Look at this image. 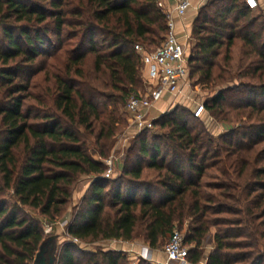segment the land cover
<instances>
[{
    "label": "trees",
    "instance_id": "1",
    "mask_svg": "<svg viewBox=\"0 0 264 264\" xmlns=\"http://www.w3.org/2000/svg\"><path fill=\"white\" fill-rule=\"evenodd\" d=\"M47 2L51 10L43 5ZM68 4H75L69 10L71 19L64 16ZM49 16L56 22L57 37L65 33L69 40L78 39L51 64L56 69L51 74L55 110L46 107L44 122L29 123L23 100L15 94L24 90L22 81H29L27 69L41 51L36 43L44 42L38 32L42 26L51 29L45 23ZM0 29V93L3 86L10 89L9 100L0 106V264L35 263L50 236H44L39 220L21 214L23 209L56 221L71 203L81 175L95 177L67 227L75 241H132L142 236L151 249H159L175 227L183 230L177 223L190 219L183 233L193 261L203 260L200 248L215 227V247L205 264H264V210L253 212L264 205V167L251 173L247 169L252 147L264 141L263 13L254 15L246 0H211L199 9L191 35V79L205 87L239 80L218 90L204 103L206 110L225 120L235 110L233 118L247 122L214 138L202 124L189 125V117L202 119L193 112H166L154 127L167 131L152 141L149 130L141 133L138 150L130 149L122 174L114 179L102 177L105 166L88 153L81 135L95 134L98 142L115 134L120 118L107 101H125L126 106L139 92L144 65L135 46L154 50L168 31L159 0H0ZM17 31L29 47L22 46ZM237 40L241 52L234 61L231 49ZM65 44L62 41L58 50ZM87 54L93 56L90 73L83 68ZM109 89L121 93L119 98L107 93ZM99 99L104 100L101 105ZM132 155L135 164L129 166ZM255 156L259 161V153ZM145 168L153 172L149 180L143 179ZM7 193L11 203L4 197ZM222 200L244 204L242 211ZM75 244H65L57 256L53 240L46 256L54 255L56 264L127 263L126 255L116 250L83 253L87 259L82 261L74 253Z\"/></svg>",
    "mask_w": 264,
    "mask_h": 264
},
{
    "label": "rangeland",
    "instance_id": "2",
    "mask_svg": "<svg viewBox=\"0 0 264 264\" xmlns=\"http://www.w3.org/2000/svg\"><path fill=\"white\" fill-rule=\"evenodd\" d=\"M76 2L77 0H69ZM211 0H205V4H209ZM259 2V8L253 9L254 15H260L263 13L264 15V0H257ZM247 3V2H246ZM76 4V3H75ZM75 4H68L67 6H64V12L65 10L68 11L67 15L65 16V19H71V15L69 14V10L74 7ZM44 6H46L49 10H51V6L47 3H43ZM203 5V6H204ZM248 5V4H247ZM159 6L162 7L161 0H159ZM163 9V7H162ZM165 11V10H164ZM166 12V11H165ZM167 13V12H166ZM168 19V18H167ZM45 23H49L48 26H51V29L46 31V26H42L40 28L41 30L38 32L40 36L44 37V42L42 44L36 43L37 47L41 50L40 54L36 57L35 61L29 66L30 70H28L29 73V81H22L21 85H23L24 90L22 92H18L15 95H19L23 100V111L28 115L29 123H42L43 115L46 107H50L51 111L55 110L53 105V96L51 93V89L54 87V79L52 78V73L56 70L51 67V64L55 62V57H59L63 51L67 48L71 47V43L74 44L75 40H77V37L69 38L65 33L61 35V37H57L53 31H55V25L56 22L52 17H48ZM21 25V24H20ZM69 30L73 32V28L70 26ZM74 33V32H73ZM17 35V38L20 39V43L24 48L29 47L27 43H25L24 38L21 37L19 34V31L15 32ZM165 34L163 33L162 41L160 42L159 46L154 47V50L160 47V45L165 40ZM34 35H36V32L32 31L31 36L34 38ZM3 33L0 29V38L2 39ZM66 43L60 50H58L59 45L62 43ZM69 44V45H67ZM193 46V40L189 39L188 44L186 45V50L188 55H190L191 50ZM241 52V42L239 40L236 41L234 46L231 49L232 58L234 61L238 60V57ZM93 56L91 54H87V57L85 58V62L83 63V68L87 72L93 71ZM236 63V62H235ZM15 63L11 64L14 65ZM25 67H27V62H23ZM144 65V64H143ZM41 67H44L45 71L39 70ZM146 66H143V69L140 70V78H141V84H139V92L138 93H144L146 92L150 85L146 82L147 78V70ZM49 70L50 73L47 71ZM27 72V71H25ZM27 73H25L26 75ZM49 75V76H48ZM142 76V77H141ZM46 78L48 80H46ZM241 81V80H240ZM246 81V80H243ZM26 82V83H25ZM18 83V82H15ZM239 84V80H234L233 82H229L226 84H220L215 85L212 84V86L205 87L202 84L196 83L194 78H189V87H187L186 91V97L185 100H181V102L173 103L172 105H168L165 108V114L166 112L173 111L175 109H187L192 112L194 108L199 105L200 103H205L207 100L212 98L218 90H221L225 88L226 86H233ZM49 89V91L47 90ZM3 92V93H2ZM107 93L114 94L117 98H119L120 94L118 91L113 90H107ZM184 92V94H185ZM8 95H10V89L8 86H3V89L0 93V106L7 103L9 100ZM99 104L101 105L103 103V99H99ZM108 109H111L112 107L117 108V116L120 118V122H117L118 128L115 132V134L109 138L103 137L98 142H96L95 134L85 133L82 136V141H86L87 147H88V153L97 161L103 162L105 166V172L103 173L102 177H105V173L107 170V165L105 163V160L111 156H114L115 166H114V172L111 175L110 178H118L122 174V168L127 163V157L129 155L130 149H133L135 151L138 150V146L136 145L138 142L137 137L141 135L144 131L141 133H138L134 130L133 126L131 125L130 116L127 113L125 101L119 100V102L116 104L112 101L108 102ZM260 103V101H259ZM207 109V108H206ZM236 111L232 110L227 116H229L228 120L223 119L225 116H212V114L206 110V113L202 117V119L195 120L191 117H189V125L191 127H197L200 126V124L203 125V127L209 132V134L217 138L221 135L230 133L232 131H237L241 125L245 124L247 122L246 118L240 121V119L233 118ZM153 117V116H152ZM161 118V116H158ZM157 116L156 118L159 119ZM83 129V128H82ZM83 131V130H82ZM146 131V130H145ZM150 133L148 134V140L152 141L153 136L164 134L167 130L162 129L159 126L153 127L149 130ZM98 130L95 131L97 133ZM239 139V138H237ZM104 153V156H101L100 154ZM255 152V153H253ZM259 153V156L261 157L259 161L255 162V154ZM253 153V154H252ZM131 161L128 162V165H134L135 159L134 156H131ZM19 156V160H20ZM249 167L248 173H251L254 171V169L258 167H264V141L257 143L252 147L250 156H249ZM253 163V165H252ZM211 173L215 172V170L211 169ZM152 171L145 168L144 170V176L143 179H148L152 175ZM95 177L94 175H81L78 177L77 182L74 186L73 196L71 203H69L66 206V209L63 213V215L58 218L56 221H48L45 217H43L38 210L30 209V208H24L22 213L26 217H34L37 220L40 221V225L42 228V231L44 233L45 237L49 236H55V243H56V254L59 256L62 247L70 242H76L74 247V253L78 259H82V261H86L87 256H85L83 253H90V252H97L100 250L107 251V250H116L123 252L126 255L127 263L126 264H140L141 262H147L150 264H155L150 260V255L154 251H161L165 244L169 240V235L162 241V245L159 249H151L149 244L145 241V239L142 236H139L132 241H124V240H101L97 242H80L75 241L73 238L68 234L67 227L69 223L71 222L73 215L75 213V207L78 205L81 201L80 195L84 192L86 187H89L91 184V181ZM128 179V177H125ZM204 181H215L212 178L205 177L203 179ZM211 190V189H210ZM205 191L208 193L209 190L205 189ZM212 193L215 192V190H211ZM5 199L8 202H12V198L7 193L6 196H4ZM223 202H226L228 205L233 207L236 211L240 212L242 211V207L244 204L236 205L231 200H222ZM243 205V206H242ZM264 210V205L261 208L254 209V213L261 214ZM231 217H238L240 214L234 215L229 214ZM264 219V216H263ZM190 224V219H186L184 223L181 225L177 223V226L182 227V231L185 232V230L188 228ZM216 232V228L212 227L211 234L207 236V238L204 240L202 247L200 248L203 252V261H205L206 256L209 255V253L213 250L215 247V242L213 239V235ZM262 250H264V244H261Z\"/></svg>",
    "mask_w": 264,
    "mask_h": 264
},
{
    "label": "built area",
    "instance_id": "3",
    "mask_svg": "<svg viewBox=\"0 0 264 264\" xmlns=\"http://www.w3.org/2000/svg\"><path fill=\"white\" fill-rule=\"evenodd\" d=\"M246 2L251 9L259 7L257 0H246ZM191 6V0H176L174 13L183 16ZM166 14L168 31L160 47L155 50H146L139 44L135 46L136 51L141 55L143 64L147 67L146 82L150 85L143 94H132L126 104L131 125L138 133L154 127L156 118L151 116L150 111L158 102L165 98L171 103L177 102L189 87L190 69L186 45L180 41L176 33V20L172 13L167 12ZM192 112L196 118L203 117L206 113L205 104L200 103ZM115 161L114 156L105 160L106 178H110L113 174ZM190 250L191 246L185 242L183 231L175 227L162 249L165 258L156 261L155 264H201L191 259Z\"/></svg>",
    "mask_w": 264,
    "mask_h": 264
},
{
    "label": "crops",
    "instance_id": "4",
    "mask_svg": "<svg viewBox=\"0 0 264 264\" xmlns=\"http://www.w3.org/2000/svg\"><path fill=\"white\" fill-rule=\"evenodd\" d=\"M191 1H192V6L189 9V11L186 14H184L183 16H178V15H176V13H174L176 0H161L163 9L166 12H171L173 17L175 18V20H176V33L178 34L180 41L184 45H187L189 42V39H191L192 30H193V23H194L195 19L197 18L199 9L204 5V2H205V0H191ZM146 70H147V68H146ZM186 93L187 92H185V94H182L178 98L177 102H179V101L181 102V100L182 101L185 100ZM173 103H176V102L171 103V102H169V100H167V98L163 99L162 101L158 102L154 108L151 109V111H150L151 116H153L154 118H156V116L157 117L162 116L163 113L165 112V108L168 105H172ZM88 188L89 187H86L84 192L80 195L81 198L84 196V194L86 193ZM164 258H165V255L163 254L162 250L161 251H154L150 255V259L154 263L156 261L162 260ZM200 263L205 264V261L202 260Z\"/></svg>",
    "mask_w": 264,
    "mask_h": 264
},
{
    "label": "water",
    "instance_id": "5",
    "mask_svg": "<svg viewBox=\"0 0 264 264\" xmlns=\"http://www.w3.org/2000/svg\"><path fill=\"white\" fill-rule=\"evenodd\" d=\"M55 238V236H50L42 243L41 249L35 258L34 264H56L54 255H51L49 257L46 256L47 247L53 240H55Z\"/></svg>",
    "mask_w": 264,
    "mask_h": 264
}]
</instances>
